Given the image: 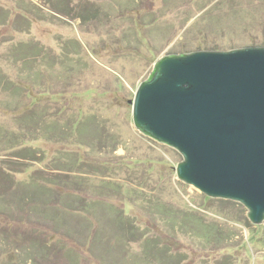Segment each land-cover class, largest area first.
I'll return each mask as SVG.
<instances>
[{
    "label": "rangeland",
    "instance_id": "rangeland-1",
    "mask_svg": "<svg viewBox=\"0 0 264 264\" xmlns=\"http://www.w3.org/2000/svg\"><path fill=\"white\" fill-rule=\"evenodd\" d=\"M249 46L264 0H0V264H264V221L132 121L164 56Z\"/></svg>",
    "mask_w": 264,
    "mask_h": 264
},
{
    "label": "water",
    "instance_id": "water-1",
    "mask_svg": "<svg viewBox=\"0 0 264 264\" xmlns=\"http://www.w3.org/2000/svg\"><path fill=\"white\" fill-rule=\"evenodd\" d=\"M131 104L135 128L182 156L180 181L264 221V46L164 56Z\"/></svg>",
    "mask_w": 264,
    "mask_h": 264
}]
</instances>
